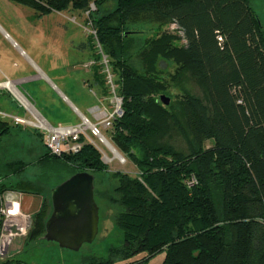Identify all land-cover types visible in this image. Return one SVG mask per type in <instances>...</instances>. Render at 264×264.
Returning <instances> with one entry per match:
<instances>
[{
  "label": "trees",
  "instance_id": "obj_1",
  "mask_svg": "<svg viewBox=\"0 0 264 264\" xmlns=\"http://www.w3.org/2000/svg\"><path fill=\"white\" fill-rule=\"evenodd\" d=\"M11 1L43 16L72 0ZM117 5L111 15L117 27L106 32L108 24H98L122 98L112 141L141 176L117 173L118 197L96 190V197L121 204L116 224L124 243L111 248L108 257L89 256L82 264H111L114 256L158 252L165 253L162 264H264V30L251 1L117 0ZM150 12L175 24L185 43L172 46L166 34L150 40L140 52L146 65L140 71L129 62L127 39L137 32L121 35V27ZM159 55L181 64L180 76L188 73L204 96L185 90L164 105L158 95L168 86L152 67ZM157 68L164 69L162 62ZM10 122L0 118V136L8 134ZM173 133L184 139L186 150L168 141ZM210 140L213 145L205 147ZM40 164L68 176L107 171L100 152L88 142L75 154L57 156L47 150ZM3 168L0 207L6 190L42 194L30 183L1 182ZM42 197L28 238L43 241L52 205ZM0 264L26 263L12 255Z\"/></svg>",
  "mask_w": 264,
  "mask_h": 264
},
{
  "label": "rangeland",
  "instance_id": "obj_2",
  "mask_svg": "<svg viewBox=\"0 0 264 264\" xmlns=\"http://www.w3.org/2000/svg\"><path fill=\"white\" fill-rule=\"evenodd\" d=\"M73 1H69L62 10L39 16L27 6L0 0V80L14 84L23 97L21 99L8 86H0V109L26 120L20 127L9 120L12 124L8 134L0 136V165L4 167L1 182L8 186L30 183L49 203L51 189L70 176L40 164V159L48 150V132L35 124L44 120L54 126H85L84 122L88 120L101 130L114 153L104 147L105 156L96 148L102 162L107 165V171L95 176L98 192L108 190L118 197L115 192L119 185L117 173L132 178L141 176L138 167L112 141V122L119 115L117 110L122 109V98L116 84L118 74L112 64L114 59L104 47L98 24H104L102 28L108 24L106 32L117 27L118 20L111 17L118 7L117 0H78V5ZM250 1L264 30V0ZM127 31L137 32L128 35L127 39L129 62L140 71L146 69L140 52L150 40L166 34L172 46L179 47L185 43L175 24L152 12L129 20L121 27V35ZM159 61L164 71L157 68ZM152 67L153 73L168 86L158 95L159 99L161 95H166L173 103L185 90L204 96L188 73L180 76L183 75L181 64L173 58L159 55ZM87 133L90 134V131ZM168 141L179 149L187 148L186 142L177 133H173ZM212 145L211 140L205 143V147ZM16 168H19L18 172ZM42 194L24 192L25 202L20 197L21 206L22 202L24 207L25 204L29 208L32 205L29 211L34 215V211L41 206ZM96 199L100 206V231L93 243L84 244L74 252L40 238L33 240L27 237L17 240L12 252L26 264H82L89 256L108 257L111 248H119L124 243V234L116 224L122 206L100 196ZM164 257V252L151 257L141 253L129 259L114 256L111 264H162Z\"/></svg>",
  "mask_w": 264,
  "mask_h": 264
},
{
  "label": "water",
  "instance_id": "obj_3",
  "mask_svg": "<svg viewBox=\"0 0 264 264\" xmlns=\"http://www.w3.org/2000/svg\"><path fill=\"white\" fill-rule=\"evenodd\" d=\"M160 101L169 105L171 99L161 95ZM51 205L44 241L74 252L95 241L100 231V206L94 174L78 172L52 188Z\"/></svg>",
  "mask_w": 264,
  "mask_h": 264
},
{
  "label": "built area",
  "instance_id": "obj_4",
  "mask_svg": "<svg viewBox=\"0 0 264 264\" xmlns=\"http://www.w3.org/2000/svg\"><path fill=\"white\" fill-rule=\"evenodd\" d=\"M117 111L119 112L118 116H121L122 109L120 108ZM0 118L12 120L15 124L26 123V120L19 115L8 114L2 109H0ZM87 122L89 121L85 120V126H64L61 124L54 126L44 120L41 124L35 125L37 128L48 132L46 144L48 151L53 155L75 154L82 149L86 142L92 144L100 152L102 151L105 156H107V152L103 151L102 148L104 147L114 153L110 143L102 136L97 125L90 122V125H87ZM88 130L93 137L97 138V141L87 133ZM20 197L22 198V193L17 190H6L1 194L0 263L15 255V252H12L15 242L27 238L33 226V218L23 211Z\"/></svg>",
  "mask_w": 264,
  "mask_h": 264
},
{
  "label": "crops",
  "instance_id": "obj_5",
  "mask_svg": "<svg viewBox=\"0 0 264 264\" xmlns=\"http://www.w3.org/2000/svg\"><path fill=\"white\" fill-rule=\"evenodd\" d=\"M2 85H3V86H6L5 83H4V81L0 80V86H2ZM6 87H7V86H6ZM22 198H23L22 201L25 202V199H24V198H25V197H24V193H23ZM33 201H34V200H32V202H33ZM24 202H22V209H23V211L26 212L27 214H29L30 216H33V215H32V212L29 211V209L32 207V205H31V207L29 208L28 205L25 204V207H24ZM42 202H43V199H42ZM41 205H42V203H41ZM40 207H41V206L39 205L38 208H37L34 212H37V211L40 209ZM34 212H33V213H34Z\"/></svg>",
  "mask_w": 264,
  "mask_h": 264
},
{
  "label": "bare ground",
  "instance_id": "obj_6",
  "mask_svg": "<svg viewBox=\"0 0 264 264\" xmlns=\"http://www.w3.org/2000/svg\"><path fill=\"white\" fill-rule=\"evenodd\" d=\"M5 85L8 86V87H10L21 99H23V97L21 96L20 92L17 90L16 87H14V84H12V83H5ZM87 125H90L89 122H87Z\"/></svg>",
  "mask_w": 264,
  "mask_h": 264
}]
</instances>
